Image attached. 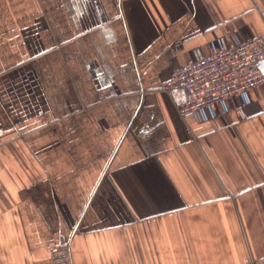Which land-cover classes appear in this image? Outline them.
<instances>
[{"label": "crops", "instance_id": "0c3cea01", "mask_svg": "<svg viewBox=\"0 0 264 264\" xmlns=\"http://www.w3.org/2000/svg\"><path fill=\"white\" fill-rule=\"evenodd\" d=\"M233 35L264 0H0V264H264V85L160 89Z\"/></svg>", "mask_w": 264, "mask_h": 264}, {"label": "built area", "instance_id": "2783aa9c", "mask_svg": "<svg viewBox=\"0 0 264 264\" xmlns=\"http://www.w3.org/2000/svg\"><path fill=\"white\" fill-rule=\"evenodd\" d=\"M264 60V35L242 40L233 35L211 43V53H195L194 59L174 70L160 89L179 93L177 110L182 116L194 115L199 121L215 117V107L226 111V102L238 97L242 104L251 101V92L264 85L258 67ZM52 264H72L71 244L61 240L49 247Z\"/></svg>", "mask_w": 264, "mask_h": 264}, {"label": "water", "instance_id": "95a60500", "mask_svg": "<svg viewBox=\"0 0 264 264\" xmlns=\"http://www.w3.org/2000/svg\"><path fill=\"white\" fill-rule=\"evenodd\" d=\"M258 67L260 68V70L262 71V73L264 74V60L259 62Z\"/></svg>", "mask_w": 264, "mask_h": 264}]
</instances>
